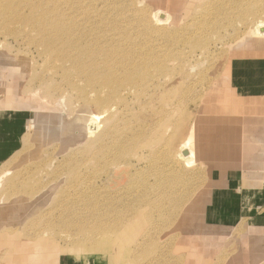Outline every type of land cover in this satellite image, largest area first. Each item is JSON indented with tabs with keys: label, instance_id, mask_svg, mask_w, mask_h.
Returning a JSON list of instances; mask_svg holds the SVG:
<instances>
[{
	"label": "bare ground",
	"instance_id": "1",
	"mask_svg": "<svg viewBox=\"0 0 264 264\" xmlns=\"http://www.w3.org/2000/svg\"><path fill=\"white\" fill-rule=\"evenodd\" d=\"M100 1L102 4L99 5ZM100 1L0 0V34L2 32L4 37H12L13 40H22L26 44L39 47L41 57H45V61L40 66L41 73L33 64L26 67L25 82L26 87L27 83L29 86L35 83L44 86L37 93L38 99L43 103L38 105L35 110L34 120L37 122L35 136L38 139L42 138V140H51L56 143V147L53 148L45 146L44 143L35 145L31 137L20 136V149L9 153L8 160L9 163H12L11 169L0 172V181L9 176L4 184L0 183V197L6 195L8 198L3 197L1 200L6 199L7 201L8 199L7 202L16 200L27 202L45 189L50 190L45 191L44 194L51 195L53 193L51 184L42 183L39 175L43 173L47 179L56 177L58 179L62 175L67 177L65 186L62 185L57 190L56 197L52 200L47 211L37 219V222H34L36 221L34 219L29 223L31 228L36 225L41 226L40 229L44 230V234L31 233V231L28 233L26 229L21 238V242L24 241V244H28V238L32 245L30 251L33 252L34 245L40 248L42 245H47L48 242L52 244L55 236L58 237L66 247L71 246L69 257L63 264H74L75 259L86 260L89 254H81L76 251V249L86 247L91 248L92 254L95 252V255L92 256L95 260L94 264H102V262L104 264H130L133 240L128 238V234L131 232L130 230L133 231V228L134 230L140 229L144 221L147 226H151L149 220L153 217V215H140L139 210H136L131 215L132 226L129 227V223L126 224L129 221V217L126 219V216H130L127 211H124V206L127 204L126 194H130L136 188L133 181L135 174L131 173L129 169L130 159L126 147L136 134L142 133L148 138L144 146L140 148V151L148 152V163H151L155 158L158 166L174 173L171 179L175 182L180 181L181 176H187L183 175L185 172L181 174L185 167L199 160V151L195 144L198 128L197 118L188 139L185 140V145L182 144L170 161L169 158L159 155L162 141L164 144L165 141L164 138H161L163 122L153 118L156 117L155 112L150 116L153 119L149 124L135 120L136 129L134 128L126 139H123L122 134L125 132L117 126L115 117L116 114L120 115L126 111L127 101L124 92L127 89L142 92L141 89L145 87V83L155 78L154 72L166 71L163 76L173 78V73L170 72V62L173 61L171 50L157 46L158 50L155 49V40H157V36L161 35L163 42L174 45L181 28H165L171 23L172 15L162 6L154 7L151 18L149 15L148 17L144 16L145 19L142 17L144 20L138 17L141 21L138 20L140 23L136 24L126 23L118 14L115 15L113 10L109 11L108 9L112 7V5L110 6L112 0ZM116 3L115 1V6ZM161 3L165 2L161 0ZM260 11L262 10H245L242 11V14L256 15ZM139 13L141 14V12ZM256 19L257 21L250 23V26H245L232 39L239 40L240 43L247 38L264 39V22L261 21V18ZM194 25L198 29V32L197 30V33L195 32L196 35L201 38L197 43L205 44L208 36L200 32L203 24L194 23ZM139 37L142 38L144 44L151 46H137ZM181 42L186 41L182 40ZM192 47H196V45L192 44ZM229 48L230 46L227 51L223 49L225 53L221 52L226 55L221 58L217 57L219 59L215 64L213 63L217 72L213 78L195 79L192 75L184 74L182 78H186V81L183 82V85L178 84L175 79L176 85H172V88L169 89L173 93L174 88L178 86L199 85L203 87L201 89L209 94L207 99H205V93L201 94L202 96L199 95V97L201 96L200 100L205 99L202 101L200 114L208 115L204 120L202 119L206 125L210 121L222 120L218 116L224 113L230 104L236 105L232 107L235 113L244 112V108H241L240 104L232 103V100L234 101L232 99L233 92L230 89L232 58L227 56ZM215 49H218V46ZM205 51L202 50L199 53L204 54ZM215 54H207L195 60L201 65L205 63L209 66L211 65L210 59L213 55L216 56ZM53 60L58 61V64L52 65ZM30 62L32 63V61ZM179 62L182 63L184 60ZM218 68L220 72L217 71ZM57 72L62 73L64 89L54 80ZM79 80L82 85L78 84ZM154 86H158V83ZM68 93L76 94L75 101L80 100L77 101L78 103L95 107L101 113L96 116L90 110L78 111L79 108L73 112L68 105L65 107V114L58 111V103ZM20 94L25 95L21 91ZM27 96H31V94ZM181 102L180 100L179 104L186 103ZM173 107L171 106V109ZM169 110L163 117L170 113ZM106 119H108L107 122L102 126L101 122ZM137 119L140 120V118ZM78 145L79 147L71 150ZM55 149H58L59 153H66L63 161L69 163V168L63 171L64 174L58 169V166L52 171L46 169L49 157ZM34 150L38 152V161L14 171L15 167L27 160V153ZM134 158L138 163L142 160V156L138 154ZM79 161L91 165L92 174L89 175V179L85 178L84 173H76L79 169ZM180 168H183L181 173ZM193 174L196 173L193 172L192 176ZM124 176L126 184L120 196L122 197L121 203L117 205L115 196L111 194L119 192L116 189H121V179ZM68 187H73L77 193L83 195L85 202L83 213H79L73 208L75 200L81 195L69 196L64 191ZM91 189H93V195L90 197L87 191ZM146 192L148 193L147 188ZM207 195L208 187L196 194L184 206L181 205V210L179 213L177 212L178 217L186 219L192 215L196 206L204 202ZM169 197L165 195L162 199ZM137 198L138 196L134 197L131 203ZM65 201L66 203L63 204ZM58 212V217L53 216ZM149 229L147 228L148 231ZM145 232L135 235L144 236ZM63 233L62 237L58 236ZM47 235L48 239L45 238ZM6 241L7 238L1 235L0 248L6 244ZM261 252L259 249H255L252 255L254 258H259ZM60 258L62 256L59 252L56 254V260H60Z\"/></svg>",
	"mask_w": 264,
	"mask_h": 264
},
{
	"label": "rangeland",
	"instance_id": "2",
	"mask_svg": "<svg viewBox=\"0 0 264 264\" xmlns=\"http://www.w3.org/2000/svg\"><path fill=\"white\" fill-rule=\"evenodd\" d=\"M115 1L117 2L116 6ZM160 1L112 0L110 3V6L112 5L115 8L111 7L108 9L109 11L113 10L114 14H118L126 23L136 24H139V21H141L138 17L145 19L149 15L151 18L154 7L162 6V8H165L172 15L171 23L165 28L173 29L179 27L182 30L179 29L174 45L163 42L161 35L157 36V40H155V49H157V46L158 48L171 50L173 61L170 62V72L173 73V78H165L163 75L166 71L162 73L154 72L155 78L145 83V87L141 89L142 92L127 89L124 92L127 101L126 111L123 114L115 115L117 126L120 127L121 131L125 132L122 136L123 139H126L136 126L135 120L148 124L153 118L161 120L163 122L161 125V138H164L166 146L162 141L159 155L163 158H169L171 161V158L178 152L182 144L185 143V140L188 139L191 128L197 118L198 128L195 144L199 151V160L185 167L182 170L183 172L181 169L184 167L180 168V173L182 172L181 174H183L185 172L183 175L187 176H181L182 179L175 182L171 179L174 175L173 172L158 166L155 158L151 163H148V152L146 150L140 151V148L148 140L144 134L138 133L129 141L126 149L130 159L129 169L131 173L135 174L133 181L136 188L130 194H126L127 204L124 206V211H127L128 215H130L126 216V219L129 217V221L126 224L129 223V227L132 226L131 215L136 210H139L140 215H153L151 220H149L151 226H147L144 221L140 229L136 228L134 230L133 228V231L130 230L131 232L128 234V238L133 240L131 242L130 264H137V262L138 264H264V230H255L251 227L240 225L233 229H219L215 226L205 225L201 215L204 214V203L208 196L204 202L196 206L193 214L189 215L186 219H181V216L178 217L179 214H177L181 210L180 207L182 208L196 194L201 193L203 189L209 186L211 169H217L221 166L215 157H225L227 155L226 157H229L228 161L230 164V160H234L235 156L239 163L240 146L247 143L251 144L253 148L251 152L248 151L249 154L244 155V160H246L243 161L242 165L245 168L251 167L253 165L252 162L254 163L256 160L263 159L264 130H259L260 127H264V123H262L263 117L257 114H237L234 112V108L232 110L233 104H230L229 108L225 109L226 111L218 116L219 118H224V120L226 119V121L223 120L215 123L216 125L210 124L206 127V130H201L200 128L204 125L201 123V120L208 115L200 114V111L202 101L209 96L208 92L203 91L201 89L203 87L199 85L189 87L178 86L174 88L173 93L169 91L172 85H176L175 79H177L178 84L183 85V82L186 81V78H182L184 74L192 75L195 79L213 78L217 73L213 63L215 64L216 60L226 55L222 52L227 51L229 46L227 56L231 58L239 54L243 56L264 55V39L247 38L241 43L239 40L232 39L245 26H250V23L257 21L256 18H261V21L264 22V0H163L165 3L161 4ZM98 4H102V1L98 2ZM258 9L262 11L256 15L242 14V11L245 10ZM202 14L205 15L202 17ZM143 18L142 20H144ZM194 23L203 24L200 32L208 36L205 44L199 45L197 43L201 38L196 35L198 29ZM193 27L196 28L194 29ZM182 40L186 42H181ZM137 41V46H151L144 44L141 37ZM192 44L196 45V47H192ZM217 46L218 49H215ZM0 47L1 172L11 169L12 163H9L8 160L9 153L20 149V136L31 137L35 145L44 143L45 146L53 148L56 147V143L51 140L50 142L42 140V138L38 139L35 136V126H37V122L34 120L35 110L38 105L43 103V101L38 99L37 93L44 86L37 83L29 86V83H27L28 86L26 87L25 82L24 71L27 66L33 64L37 66L41 73L40 66L45 61V57H41L40 48L33 44H26L22 40H13L12 37L8 36L4 37V34L2 36V32L0 34ZM220 48L221 50H219ZM202 50H206L204 54L199 53ZM211 53H216V56H212L210 59L211 65L209 66L205 65V63L201 65L200 62L195 60L198 57ZM182 60L184 62L180 63L179 61ZM53 64H58V61L53 60ZM162 65L164 66L163 62ZM217 71L220 72V69L218 68ZM54 80L62 89L65 88L61 72L56 73ZM157 83L158 86H154ZM78 84L82 85V82L79 80ZM20 91L25 95H21ZM204 93L205 99L200 100ZM29 94L31 96H27ZM199 95L201 96L199 97ZM75 98L76 94L68 93L65 98L61 99V101L59 100L60 103H58L57 110L65 114V107L69 106L73 112L79 108L78 111L90 110L96 116L101 113L95 107L78 103L77 101L80 100L75 101ZM62 100L64 105L62 104ZM180 100L186 103L183 104L181 102L182 104H179ZM252 101L256 102V100ZM258 102L264 104V99L258 100ZM171 106L174 107L171 109ZM240 106L246 111L248 106L255 105H243L240 103ZM262 107L264 106H261L260 109ZM167 110L170 113L166 117H163ZM163 111L164 113L162 114ZM154 112L156 113V117L150 118ZM137 118H140V120ZM107 120L101 122L102 126ZM234 143H237L238 146L235 147ZM77 147L79 145L71 150ZM137 154L142 156V160L139 163L134 158ZM65 155L66 153H59L58 149L53 150L46 169L52 171L58 166V169L64 174L63 171L69 168V163L63 161ZM37 156L38 152L36 150L27 153V160L21 162L13 170L18 171V169L26 165L29 166L37 162ZM206 159L211 160V163L206 162ZM238 163L236 166L235 163H231L229 167L222 166L234 169L240 167ZM78 166L79 169L76 173H84L85 178L89 179V175L92 174L91 165L79 161ZM193 172L196 174L192 176ZM197 175L198 177H196ZM257 175L260 176L257 184H259V187L261 185L263 187L264 177L260 173H256ZM7 177L9 176L4 177L0 183L4 184L7 181ZM39 178L42 183L46 185L51 184L50 187L53 192L51 195H45V191L50 190L45 189L40 190L41 192L27 202L21 200L7 202L8 199L7 201L6 199L1 200L3 197L8 198L6 195L0 197V240L1 235L7 238L6 244L0 248V264H63V262L67 261V257H69L68 253L71 246L68 245L66 247L64 242L56 236L52 244L48 242L47 245H42L40 248L34 245L33 252L30 251L32 245L28 238V244H24V241L21 242L26 229L28 233L31 231V233L40 232L44 234V230L40 229L41 226L36 225V227L31 228L29 223L33 222L34 219L36 220L34 222H37V219L47 211L51 206L52 200L56 197L57 190L60 189V186H65L67 181V177L64 175L58 179L57 177L47 179L45 174L41 173ZM121 182V189H116L119 192L111 194L115 196V203L117 205L121 203L122 197L120 196L126 184L125 176L121 179ZM146 188L148 189V193L146 192ZM64 191L69 196L81 195L73 187L65 188ZM92 191L93 189L87 191L90 197L93 195ZM165 195L170 197L162 199ZM136 196L138 198L131 203V200ZM180 202L183 204H179ZM65 203L66 201L63 204ZM84 203L83 195H81L75 200L73 208L77 212L83 213ZM53 216L58 217L59 212ZM143 231H146L143 234L144 236L135 235L143 233ZM48 235L45 237L46 239H48ZM63 235L64 233L58 236L62 237ZM255 249L262 251L259 258H254L252 255ZM76 251L89 255L88 257L85 256L86 260L75 259L77 263L75 262L74 264L95 263L93 262L95 261L94 257L92 258L95 252L93 255L90 247L76 249ZM59 252L62 258L56 260V254Z\"/></svg>",
	"mask_w": 264,
	"mask_h": 264
},
{
	"label": "crops",
	"instance_id": "3",
	"mask_svg": "<svg viewBox=\"0 0 264 264\" xmlns=\"http://www.w3.org/2000/svg\"><path fill=\"white\" fill-rule=\"evenodd\" d=\"M231 62L230 89L234 94H232V99H234L232 103L255 105L248 106L246 111L244 109V112L239 114L260 115L263 117L262 123H264V107L260 109L264 104L258 102V100L264 99V55H234ZM252 100H256V102ZM233 106L236 105L233 104ZM220 119L222 120L210 121L207 125L201 120L205 127L203 125L200 129L206 130L208 125H216L215 123L224 120V118ZM259 130H264V127H260ZM234 146H238L237 143H234ZM252 148L251 144L247 143L240 146L239 163L235 156L234 160H230V164L235 163L236 166L238 163L240 165L234 169L223 167L230 166L227 155L215 157L221 168L211 169L210 172L208 197L204 203V214L201 215L205 225L215 226L219 229H233L240 225L255 230H264V186L259 187L257 183L260 176H256V173H260L264 177V152L263 159L252 162L251 167L245 168L242 165L246 160H244V155H247L248 151L251 152ZM205 161L211 163V160L206 159Z\"/></svg>",
	"mask_w": 264,
	"mask_h": 264
}]
</instances>
